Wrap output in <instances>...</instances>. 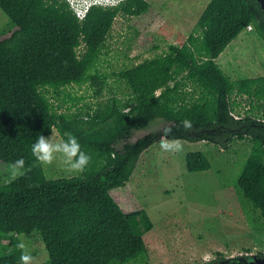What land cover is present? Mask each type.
<instances>
[{"label":"trees","instance_id":"obj_1","mask_svg":"<svg viewBox=\"0 0 264 264\" xmlns=\"http://www.w3.org/2000/svg\"><path fill=\"white\" fill-rule=\"evenodd\" d=\"M149 8L146 0H125L92 7L79 21L65 0H0L14 27L0 40V161L27 170L39 162L31 151L37 135L54 132L60 138L73 133L91 155L78 177L0 183V264H22L19 236L34 234L47 264H129L145 254L152 220L145 210L125 212L111 191L127 186L141 155L163 133L131 138L159 120L172 124L164 139L225 150L238 140L261 144L251 147L235 192L252 233H264V122L257 117L264 76L234 81L217 63L249 26L264 42V15L255 0H211L182 46L112 75L103 72L115 19ZM25 51L31 53L15 57ZM111 78L121 95L111 90ZM74 87L86 88L94 102L81 105L84 96L69 91ZM238 98L249 106L245 115L234 114ZM186 167L202 173L211 162L202 151L189 152ZM202 264L244 263L218 253Z\"/></svg>","mask_w":264,"mask_h":264},{"label":"rangeland","instance_id":"obj_2","mask_svg":"<svg viewBox=\"0 0 264 264\" xmlns=\"http://www.w3.org/2000/svg\"><path fill=\"white\" fill-rule=\"evenodd\" d=\"M146 1L150 8L145 14L115 19L107 40L109 52L100 63L103 72L112 75L124 67L163 54L170 46H182L211 0ZM13 30V25L0 10V40ZM29 53L31 51H25L15 57ZM217 63L234 81L263 77L264 42L253 27L247 28L231 42ZM109 84L112 91L121 95L113 78L109 79ZM162 90L164 88L155 95ZM69 91L75 97L84 96L81 105L94 102L86 88L74 87ZM237 101L241 106L234 114L245 115L249 111L247 102L241 98ZM71 104L68 100L65 107ZM257 117L264 121V109L259 110ZM164 127L167 125L162 120L156 121L145 131L137 132L130 141L148 132L159 133ZM161 138L141 155L127 186L111 191L125 212L145 210L154 225L146 234L147 252L129 264H202L213 260L218 253L234 263H240V258L261 257L264 233H252L235 192L241 167L251 147H261V144L249 139L238 140L225 150L205 141L178 140L180 150H165L160 147ZM53 139L61 138L54 132ZM197 151L208 156L210 170L202 173L187 170L186 155ZM68 163L61 153H57L51 163L39 161L24 171L0 161V183L19 186L80 176L81 171L68 169ZM123 229L128 231L130 226L125 225ZM19 239L25 245L24 251L33 257L31 264H47L48 255L37 234L19 236Z\"/></svg>","mask_w":264,"mask_h":264},{"label":"clouds","instance_id":"obj_3","mask_svg":"<svg viewBox=\"0 0 264 264\" xmlns=\"http://www.w3.org/2000/svg\"><path fill=\"white\" fill-rule=\"evenodd\" d=\"M183 124L185 127L190 126L188 120H184ZM161 132L163 133L160 140L162 149L180 150L181 144L179 141L164 139L171 132L170 128L164 127ZM31 151L38 161L45 164L51 163L56 154L61 153L70 162L67 164L68 169L75 171H83L91 160V155L83 149L78 137L71 132H65L63 138L58 140L53 139V133L50 136L38 134L31 145ZM17 247L25 249L23 242L18 243ZM32 259V255L27 250L21 252L20 261L22 264H31Z\"/></svg>","mask_w":264,"mask_h":264},{"label":"built area","instance_id":"obj_4","mask_svg":"<svg viewBox=\"0 0 264 264\" xmlns=\"http://www.w3.org/2000/svg\"><path fill=\"white\" fill-rule=\"evenodd\" d=\"M79 21H83L92 7H115L125 0H65ZM249 26L248 28H250Z\"/></svg>","mask_w":264,"mask_h":264},{"label":"water","instance_id":"obj_5","mask_svg":"<svg viewBox=\"0 0 264 264\" xmlns=\"http://www.w3.org/2000/svg\"><path fill=\"white\" fill-rule=\"evenodd\" d=\"M255 2L258 5V8L261 11V13L264 15V0H255ZM163 123H165L168 128H169V126L172 125L171 123H167V122H164V121H163ZM141 131H145V130H141ZM141 131H139V132H141ZM149 134H156V133L148 132L145 135L141 134V136L139 138L135 139L134 141H137L140 138H144V137H146ZM240 261L243 262L244 264H264V258H261L259 256H252L251 259L250 258H240Z\"/></svg>","mask_w":264,"mask_h":264},{"label":"flooded vegetation","instance_id":"obj_6","mask_svg":"<svg viewBox=\"0 0 264 264\" xmlns=\"http://www.w3.org/2000/svg\"><path fill=\"white\" fill-rule=\"evenodd\" d=\"M264 122V121H263Z\"/></svg>","mask_w":264,"mask_h":264}]
</instances>
